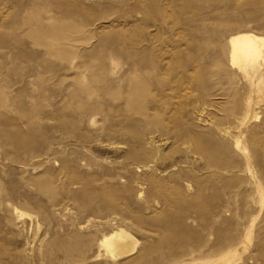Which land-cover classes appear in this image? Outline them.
<instances>
[{"label": "rangeland", "instance_id": "374dc122", "mask_svg": "<svg viewBox=\"0 0 264 264\" xmlns=\"http://www.w3.org/2000/svg\"><path fill=\"white\" fill-rule=\"evenodd\" d=\"M241 30L264 36V0H0V264H264Z\"/></svg>", "mask_w": 264, "mask_h": 264}, {"label": "bare ground", "instance_id": "6f19581e", "mask_svg": "<svg viewBox=\"0 0 264 264\" xmlns=\"http://www.w3.org/2000/svg\"><path fill=\"white\" fill-rule=\"evenodd\" d=\"M227 42L230 64L253 72L257 65L264 63V36L241 30L228 36ZM101 243L111 256L118 257L134 248L135 239L125 229L116 227L101 240Z\"/></svg>", "mask_w": 264, "mask_h": 264}]
</instances>
